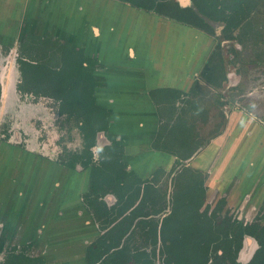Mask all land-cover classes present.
I'll list each match as a JSON object with an SVG mask.
<instances>
[{"label":"crops","instance_id":"0c3cea01","mask_svg":"<svg viewBox=\"0 0 264 264\" xmlns=\"http://www.w3.org/2000/svg\"><path fill=\"white\" fill-rule=\"evenodd\" d=\"M0 23L15 26V36L50 34L98 60L95 73L104 80L95 97L111 113L110 131L125 148L128 170L144 177L167 160L152 146L159 124L150 92H189L213 48L211 36L126 0H0ZM238 48L239 68L231 69L235 81L228 85L246 88L260 67L256 63H264V52L252 57L240 43ZM0 147V253L30 245L46 264H87L88 245L98 233L82 201L88 172ZM10 163L14 167L3 177L4 164ZM193 163L207 171L214 191L264 195V123L232 108L225 131Z\"/></svg>","mask_w":264,"mask_h":264},{"label":"flooded vegetation","instance_id":"af4514ba","mask_svg":"<svg viewBox=\"0 0 264 264\" xmlns=\"http://www.w3.org/2000/svg\"><path fill=\"white\" fill-rule=\"evenodd\" d=\"M255 1L256 9L264 0ZM195 4L200 8L203 6L201 0H164L163 3L158 1L155 6L148 9L193 27L211 36L215 42L202 72L189 92L183 91L181 97L176 99L164 98L163 93L158 89H155L156 91L151 95L156 105L159 124L152 146L155 150L166 154L167 160L144 177L137 175L133 170H128L129 164L123 158L125 148L119 136L110 131L111 113L97 103L95 89L104 80L95 73L101 66L100 62L88 57L92 64H88L89 62L85 64L91 67V73L95 77L93 86L95 104L108 113L105 117L107 129L96 131L95 144L90 147L92 161L86 165L85 132L81 128L84 122L83 114L63 111L66 107L62 104V99L47 95L40 90L37 92L35 87L25 83L20 59H28L27 54L37 56L40 51L23 49V42L28 34L15 45L17 99L32 104L44 102L45 105L49 102L51 107L46 104L49 107L46 111L48 117L50 114L62 117L64 120L60 127H65L67 123L71 124V128L67 129L68 136L60 138L59 145L62 146V150L56 157L53 156V152L55 153L60 147L57 141H54V135L37 150L29 143L21 147L22 150L46 157L72 169L81 167L89 174L82 201L98 233L88 245L87 264H89L88 260H92L91 257L105 249L108 251L96 259L99 261L94 264H127L129 262L135 264H264V245L261 237L264 232V195L214 191L207 171L193 163L212 139L225 131L231 109L239 107H236L233 100L229 99L225 102L229 108L227 112L223 108L225 105H219V115L224 120L209 138L201 141L197 135L193 137L190 133V136L186 134V130H190V123L198 120L196 114H202L204 119L208 114L204 104H201L193 95L195 89L199 91L204 85L218 90L225 88L226 84L227 87H237L228 85L231 80L235 81V74L229 71L226 56L231 58L232 64L237 63L241 54L238 48L239 41L231 46V51L228 53L229 51L224 48L225 45L217 40L218 30L222 29L227 39L234 41L239 40V35L245 30L243 29L245 23H248L245 24L247 30L243 32L249 36L251 34V37L255 39H259L262 28H257L253 22L252 24L249 22L255 10L240 26L228 31L227 22L217 16H212L215 20L207 19V22L202 17L195 16L196 13L193 11ZM139 7L145 9L142 6ZM203 8L206 14H211L208 6ZM188 10L194 12L191 17L184 14ZM41 36L55 39L50 34ZM218 44L221 47L226 73V79L221 87L212 85L204 73L211 55L217 52ZM77 48L82 49L87 56L83 48ZM4 95L5 88L2 86L0 102L4 99ZM46 118L45 116L40 119L44 122ZM72 126L78 130V133L72 130ZM48 132V135H51L49 129ZM187 136L191 140L190 144L187 143ZM116 142L122 147V153L118 154L117 151L114 155L108 147L114 146ZM197 142L199 145L196 147ZM74 143L76 147L73 146ZM187 151H191L192 155L183 158L182 154ZM116 157H119L122 163L121 166L119 165L122 176H106L115 174L113 163L107 159L112 160ZM171 199L172 203H169ZM255 206L257 208H254ZM31 250L30 245L8 247L4 253H0V264L8 261L11 252L39 258L43 264H46L45 259L34 256Z\"/></svg>","mask_w":264,"mask_h":264},{"label":"trees","instance_id":"16d2710c","mask_svg":"<svg viewBox=\"0 0 264 264\" xmlns=\"http://www.w3.org/2000/svg\"><path fill=\"white\" fill-rule=\"evenodd\" d=\"M133 5L142 6L145 9L155 6L157 2L163 3L164 0H126ZM166 1V0H165ZM202 5L210 8L211 16L206 14L203 6L200 8L195 4L193 11L195 16L202 17L204 21L219 17L227 22L228 31L240 24L254 12L256 7L255 0H201ZM221 6V8H220ZM188 10L186 13L190 17L194 12ZM183 12H185L183 10ZM215 20V19H213ZM213 33V32H211ZM38 50L37 56L28 55V59H20L21 70L25 83L31 84L36 91L39 90L47 95L55 96L62 99L65 105L63 111H70L83 114L84 122L81 128L85 132L86 151L84 153L85 164L89 165L92 161V152L90 147L95 144V134L99 129H107V111L95 104L93 96V86L95 77L91 73V67L85 63L92 64L91 59L85 56L82 49L72 46L69 42H61L56 39L42 37L36 33H28L26 40L23 42V49ZM221 47L218 44L217 52L211 55L207 66L204 69L205 77L209 82L221 87L222 82L226 79ZM57 64V65H56ZM56 65V66H55ZM164 98H180L183 91L175 88H160ZM156 90H152L151 95ZM199 145L197 142L196 147ZM114 155L122 153V147L116 142L114 146L108 147ZM192 152L187 151L182 154L183 158L191 156ZM107 159L115 167V174L106 176H122L120 158ZM120 165V166H119ZM97 175V174H96ZM102 175V174H101ZM262 243L264 245V232L262 234ZM108 249L102 250L100 254L94 255L89 264H94ZM94 254V253H93ZM3 264H43L39 258H33L24 253L11 252L8 261Z\"/></svg>","mask_w":264,"mask_h":264},{"label":"rangeland","instance_id":"374dc122","mask_svg":"<svg viewBox=\"0 0 264 264\" xmlns=\"http://www.w3.org/2000/svg\"><path fill=\"white\" fill-rule=\"evenodd\" d=\"M9 10H11V8H9ZM10 18L11 17L8 15L6 21L10 20ZM249 22L250 24L253 22L257 28H262L260 29L261 35L259 39H255L251 37V34L249 36L243 32L247 30L246 25L248 23H245L246 25L244 24L243 29L245 30L242 31L243 33L241 32V35H239V40L231 41L227 39L225 34L222 32V29L218 30L217 40L225 45L224 48L229 51L228 53L231 51V46L236 44L237 41H239L240 45H243L244 51L242 52L243 54H247V56L252 54L253 57V55H261V53L264 52V1L258 6V8L255 9V12L252 14ZM13 30H15V26L0 23V87L4 86L5 88L4 99L0 102V146H14L15 148H20V150H22L21 147L29 143L30 145L35 146L37 150L39 147L43 146L44 142L48 138H51L54 135V141L56 140L57 145L60 147L57 151H55V153L53 152V156L56 157V155H59L62 150V146L59 145V142H61L60 138L61 136L63 138L68 136L67 129L69 130L71 128V124L67 123L65 127H60L61 122L64 120L62 117L51 114L48 117L46 111L49 110V107H51L49 102L46 103L49 106L48 107L46 104L44 105V102L32 104L24 103L17 99V94L15 92V45L21 42L25 35L23 34V31H20V33L16 36L15 34L12 35ZM238 32L240 33V31ZM6 35H9L8 38L5 37ZM226 61L228 67H230V72H232L231 69L234 70L236 67L239 68L238 63L233 62L234 64H232L229 56H226ZM257 66L260 67L255 68L257 72L252 73V81L246 83V88L245 84L240 83L237 87H227L226 84L225 88L220 90L214 88L212 89L209 85H204L206 87L201 86L202 89H199V91L195 89L193 95L201 104H204L203 106L208 110V114L205 119L202 114H196L195 116L198 120L190 123V130H186V134L188 133L187 135L190 136V133L193 137L194 135H197L200 137L201 141L213 135L216 129L220 126L221 121L224 120V118L219 115V105H225V107H223L225 111L229 109L225 104L227 99L230 101L233 100L236 107L249 112L257 120L264 123V63H256V67ZM253 91H256V93L249 94ZM45 116L47 118L43 122L40 118ZM48 129L50 130L51 135H48ZM72 130H74L75 133H78L76 128L73 127ZM188 136L187 143L190 144L191 140ZM73 146L76 147V143H74ZM95 151L97 152V148ZM1 153L2 152L0 150V158L2 156ZM19 153L21 154L22 152ZM8 156L11 157L10 161H15V152L9 154ZM21 156L23 157L24 155L21 154ZM21 160H23V158ZM4 166L6 174H3V177H6L9 175L8 173L14 166L11 163L8 166L4 164ZM233 184L234 182L231 185ZM162 201L164 202V200ZM169 203H172V199ZM137 240L141 239L137 238ZM128 264L135 263L129 262Z\"/></svg>","mask_w":264,"mask_h":264},{"label":"water","instance_id":"95a60500","mask_svg":"<svg viewBox=\"0 0 264 264\" xmlns=\"http://www.w3.org/2000/svg\"><path fill=\"white\" fill-rule=\"evenodd\" d=\"M186 4V3H185Z\"/></svg>","mask_w":264,"mask_h":264}]
</instances>
